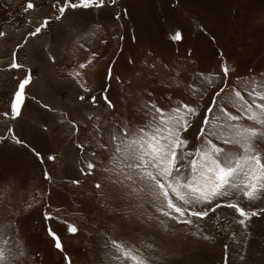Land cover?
<instances>
[{
	"label": "rangeland",
	"instance_id": "374dc122",
	"mask_svg": "<svg viewBox=\"0 0 264 264\" xmlns=\"http://www.w3.org/2000/svg\"><path fill=\"white\" fill-rule=\"evenodd\" d=\"M32 2L34 9L25 12L28 0H0V31L6 33L0 37V249L4 264H133L111 248L110 240L145 256L149 255L145 245L154 242L152 264H264V214H260L264 200L249 202L240 193L232 197L231 190L228 198L218 197L216 202L235 199L246 211L258 214L244 226L239 224L238 213L221 207L201 222L203 235L210 237L205 240L202 235H191L195 229H186L157 212L148 203L147 192L130 198L113 183L121 171L132 172L127 167L131 156L116 148L123 149L120 141L132 138L124 137L123 128L127 126L138 138V130L146 127L145 105L155 103L166 110L182 103L197 107L201 114L190 118L192 126L183 134L191 141L189 148H196L202 143L197 134L204 111L224 86L222 61L234 69L227 78L229 86L236 87L237 78L264 82V0H116L115 4L106 0L99 8L68 10L59 21L51 19L59 14L54 7L57 0ZM46 18L51 21L47 29L25 42ZM68 25L74 26L71 32ZM177 31L182 36L178 41L171 39ZM14 51L23 69L9 68ZM93 52L98 54L93 61L95 74L87 75L85 84L92 91L85 93L66 73ZM109 65L113 69L110 81L106 80ZM29 69L33 82L26 89L28 98L21 116L11 119L14 93ZM199 73L221 76L203 100L192 94V85L204 87ZM106 87L114 108L102 98ZM81 95L86 96L84 101ZM245 99H249L246 94ZM234 123L264 130L243 118ZM13 136L24 145L15 143ZM214 143L236 156L241 154L239 146ZM254 147L264 158V139ZM35 153H40L43 162ZM89 162L95 168L91 174H82V168L89 172ZM45 171L50 180L45 179ZM46 212L50 219L45 218ZM154 217L169 224L170 230L165 232ZM69 225L78 231L70 233ZM49 228L61 239L63 252L54 247ZM21 248L23 256H19ZM117 255L120 259H113Z\"/></svg>",
	"mask_w": 264,
	"mask_h": 264
},
{
	"label": "snow or ice",
	"instance_id": "6c2138e0",
	"mask_svg": "<svg viewBox=\"0 0 264 264\" xmlns=\"http://www.w3.org/2000/svg\"><path fill=\"white\" fill-rule=\"evenodd\" d=\"M105 2L106 0H63L61 4L57 0L54 7L58 8L59 14L51 19L59 21L66 18L65 14L68 10L99 8ZM108 2L115 4L116 0H108ZM34 7L32 0H28L24 11L27 12ZM50 22V19L46 18L43 23L35 27L34 31L28 33L25 42H27L28 37L40 35L42 30L47 29ZM73 27V25H68V31L71 32ZM5 35L4 31H0V37ZM171 39L176 41L182 39L181 33L177 31ZM17 47L22 48L23 45H17ZM97 55L93 52L86 62L78 64L66 73L85 93L92 91L85 87V84L87 75L95 74L93 61ZM49 59L53 63L55 62V57L50 53ZM9 68H24V65L16 62L15 51ZM231 71L234 69L226 61H222L221 73L223 74L224 86L219 87V90L211 97L208 108L204 111L200 131L197 134V139L202 140L199 147L189 148L191 141L183 135L192 126L190 118L194 120L201 114L197 107L182 103L175 108L166 110L155 103H150L144 106L145 115L149 119L146 127L138 130V138L133 137V133L126 126L122 129L123 135L132 138L127 142L123 139L120 141L124 145L123 149L120 146L116 148L118 153L123 151L126 155L131 156L127 167L132 172L127 174L121 171L120 174L116 175L113 183L125 190L130 198H138L141 192H147L150 196L148 203L157 212L168 217L175 224L184 225L186 229H195L191 235H202L205 240L210 239V237L203 235L204 230L201 227V222L210 218V214L215 213L221 207L229 208L238 213L241 217L239 224L244 226L253 216L258 214L255 211H246L245 207H242L241 203L235 199L229 200L227 203L216 202L218 197L228 198L229 190H231L232 197L240 193L242 198L249 202L257 199L264 200V158L254 147L256 142L264 139V130L248 128L240 123H234L243 118L264 126V82L253 78H237L236 87H232L227 84V78ZM198 77L204 87L192 85V94L203 100L204 96L207 95V89L216 87L221 76L218 73H199ZM111 79H113V69L112 65H109L106 80L110 81ZM116 79L119 80V77ZM32 82V72L29 69L25 77L19 80L17 90L14 93L11 104V119L21 116V109L28 98L26 89ZM107 91L106 87L103 90L102 98L109 108H114V105L108 100ZM245 94L249 99H245ZM79 99L84 101L86 96L81 95ZM91 101L95 105V95L91 96ZM228 106L237 109L240 114L234 115L233 112L229 111ZM44 107L47 108L48 106L44 105ZM217 112L220 115H216ZM4 116L9 117V113H4ZM97 119L99 118L97 117ZM76 130L79 131L78 128ZM116 139L117 137L113 135L112 140L115 141ZM13 140L17 144L24 145V142L15 136H13ZM214 140L221 141L224 145L239 146L241 154L236 156L234 153L226 151L224 147L214 143ZM76 147L83 151L82 145L77 144ZM100 147L105 148L106 145L101 144ZM35 154L43 162L40 153ZM189 157L191 159H188ZM49 159L54 160L55 157L49 156ZM87 168L89 172L84 173L82 168V174H91L95 165L89 162ZM45 179H51L47 171H45ZM73 183L78 184L79 181H73ZM95 187L100 189L101 185L97 184ZM214 202L216 203L213 207ZM260 214H264V210ZM45 218H51L47 212ZM154 218L158 220L165 232L170 230L169 224L160 220L159 217ZM68 231L74 234L78 228L69 225ZM49 234L54 239V247L63 252L61 239L51 228H49ZM153 243L145 245L149 251V255L145 256L139 250H137V254H133L121 242L109 241L111 248L117 254L130 258L133 264H152L154 257L150 253L153 249ZM17 247L19 246L17 245ZM9 252L11 253L10 249ZM23 255L24 251L21 248L19 256ZM120 255L114 256L113 259L119 260ZM16 258L13 256V259ZM0 264H4L3 249H0Z\"/></svg>",
	"mask_w": 264,
	"mask_h": 264
}]
</instances>
